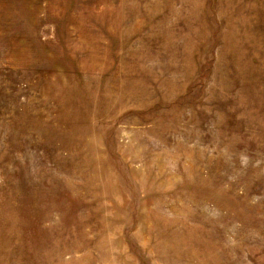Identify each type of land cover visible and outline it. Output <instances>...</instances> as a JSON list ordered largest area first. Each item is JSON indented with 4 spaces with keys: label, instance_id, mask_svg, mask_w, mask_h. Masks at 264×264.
I'll return each instance as SVG.
<instances>
[{
    "label": "rangeland",
    "instance_id": "rangeland-1",
    "mask_svg": "<svg viewBox=\"0 0 264 264\" xmlns=\"http://www.w3.org/2000/svg\"><path fill=\"white\" fill-rule=\"evenodd\" d=\"M0 264H264V0H0Z\"/></svg>",
    "mask_w": 264,
    "mask_h": 264
}]
</instances>
